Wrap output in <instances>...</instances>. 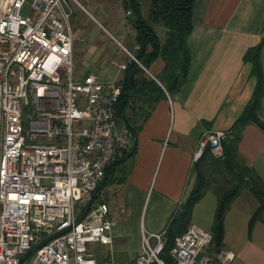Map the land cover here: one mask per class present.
<instances>
[{"label": "built area", "instance_id": "built-area-1", "mask_svg": "<svg viewBox=\"0 0 264 264\" xmlns=\"http://www.w3.org/2000/svg\"><path fill=\"white\" fill-rule=\"evenodd\" d=\"M72 15L69 0H0V264L26 255L29 264H96L92 245L113 242L115 221L95 193L133 134L116 115L121 82L74 76ZM228 137L205 130L194 160L206 147L223 159ZM166 232L141 227L132 264H166ZM212 243V232L190 225L169 251L171 264H231L234 252H209Z\"/></svg>", "mask_w": 264, "mask_h": 264}, {"label": "crops", "instance_id": "crops-1", "mask_svg": "<svg viewBox=\"0 0 264 264\" xmlns=\"http://www.w3.org/2000/svg\"><path fill=\"white\" fill-rule=\"evenodd\" d=\"M109 1L96 0L95 7L106 19L115 15L111 20L115 22L113 27L136 38L131 13H123L126 12L123 0H114L115 10L107 11L104 8L109 7ZM136 1L144 17L152 0ZM154 25L163 43L165 38L161 39L157 31L161 24ZM263 37L264 0H195L193 28L187 39L191 64L180 90L169 94L160 81L168 82L166 61L161 55L143 69L163 89L165 96L155 102L137 131L135 152L123 162L124 172L117 180L106 183L111 196L109 211L117 217H125H120L119 222L113 220L111 245H92L96 264L110 261L132 264L141 251V227L149 232L167 228L171 216L195 184L194 154L202 133L205 130L230 132L252 99L257 78L253 64L245 61L244 55ZM80 57L85 70H89L87 73L109 80L98 72L109 65L104 64L105 57L102 59L91 52H84ZM128 60L125 59V63ZM261 62L264 74V48ZM122 77L123 70L116 81L120 82ZM261 110L264 122V93ZM120 124L125 125L122 121ZM239 151L264 180V128L255 123L247 124L242 131ZM101 188L100 185L98 192ZM217 203V194L208 189L194 205L190 225L212 232ZM257 206L252 193L244 189L226 213L222 246L218 248L212 243L208 251H233L235 257L231 264H264V222L258 221L249 229Z\"/></svg>", "mask_w": 264, "mask_h": 264}, {"label": "trees", "instance_id": "trees-1", "mask_svg": "<svg viewBox=\"0 0 264 264\" xmlns=\"http://www.w3.org/2000/svg\"><path fill=\"white\" fill-rule=\"evenodd\" d=\"M195 0H152L149 13L153 17V23H159L165 28L166 38L163 43L160 41L152 24L144 20L141 15L140 5L136 0H123L124 9L130 12L133 18V25L136 28V39L139 44L136 54L142 65L148 68L150 62L158 55L165 61V72L167 74V86H164L169 94L180 90L187 80L191 54L187 45L188 36L193 28V8ZM264 48V37L254 47L247 50L244 60L253 64V74L257 78V85L252 99L247 104L243 113L228 132L229 137L223 140L225 157L217 159L213 156L210 147H206L201 157L195 161L196 171L195 184L180 205L179 209L173 213L166 232V241L160 254L166 264H171L172 259L169 251L178 235L185 232L191 224V216L194 205L202 198L208 189H213L217 194L218 203L213 226V243L218 248L223 244L224 219L227 211L234 201L241 195L244 189H248L258 202V206L253 212L249 229L252 230L256 222H264V180L258 175L253 167L248 165L239 151V143L242 139V131L249 123H255L264 128L262 120L261 101L264 93V74L261 62L262 49ZM170 64V65H169ZM172 66V67H171ZM175 70V73L170 71ZM145 71L137 64L123 70V77L120 79L122 92L116 103L117 118L128 125L133 134V146L117 161L115 166L111 165L106 169L105 176L101 182L104 184L117 180L118 176L124 172V163L131 158L135 152L136 134L142 126L145 118L155 102L165 96L163 89L151 77L146 79L141 74ZM140 76V77H139ZM143 100L149 103L143 119L139 124H134L130 119L127 110L133 106L135 100ZM221 175V181L216 183L213 177ZM119 180H122L120 178ZM216 184L215 186H213ZM99 188L97 189L98 192ZM96 194V193H95Z\"/></svg>", "mask_w": 264, "mask_h": 264}, {"label": "rangeland", "instance_id": "rangeland-1", "mask_svg": "<svg viewBox=\"0 0 264 264\" xmlns=\"http://www.w3.org/2000/svg\"><path fill=\"white\" fill-rule=\"evenodd\" d=\"M95 2L96 0H69V3L73 10L72 25H74L73 30L75 34L73 50L74 76L78 78L84 73L89 72L88 69L85 70V65L81 63L80 56H83L84 52L87 54L91 52V54L101 56L100 58L102 59H104L105 57L104 64H109L104 71H98L101 73V77L116 81V79H118L122 75V70H119L118 63H124L125 59H129L127 51L132 54L135 52L134 54H136V50H138L137 46H139V44L136 38H133L132 36L131 38L133 39H131L127 34H125L126 32L124 30L122 32L119 28L113 27L115 22L112 23L111 20L116 16H112V14H109L110 16H112L111 19L104 18L101 12L95 7ZM114 3V0L107 2V5L109 7L104 9H107V11L115 10V7L112 6ZM103 4L104 3L101 4V8L105 7ZM28 11L29 6L28 4H25L20 12L22 15H26ZM123 13L124 15H127V12L123 11ZM143 18L144 20L152 24V26L154 25V23H152L153 17L150 16L149 10L145 12ZM157 31L160 34L161 39L166 38V34H164L166 30L162 27V25L157 27ZM134 33L136 35V30L134 31ZM129 41L132 43L131 45L128 43ZM91 45H95V47ZM93 66L96 67L97 63ZM170 71L172 73L176 72L175 70H172V68H170ZM141 75L149 80V78H147L145 74L142 73ZM160 81L164 86H167V82L164 83L163 80ZM148 107L149 103H146L143 100H135L133 106H131V108L127 110V113L130 116L129 118L132 119V122L134 124L140 123ZM213 181L215 183L217 181H221V175L214 176ZM215 185L216 184H214L213 186ZM109 192L110 189L108 188V185L105 184L97 193L94 203H96L97 201H103L109 208V203L111 200ZM122 216L123 215L117 217V215H112L111 211H109L106 215V218L119 222L123 217H125ZM30 260L31 258L28 257L23 264H29Z\"/></svg>", "mask_w": 264, "mask_h": 264}, {"label": "water", "instance_id": "water-1", "mask_svg": "<svg viewBox=\"0 0 264 264\" xmlns=\"http://www.w3.org/2000/svg\"><path fill=\"white\" fill-rule=\"evenodd\" d=\"M139 56V53L136 55V57H138ZM134 64V62L133 61H131L130 62V66H132ZM122 89H123V87H122ZM127 127H128V125L127 124H125ZM128 156L129 155H126V157L125 158H128ZM122 160V159H121ZM117 163V161H115V162H113V166H115V164ZM34 251V249H32L29 253H32ZM28 255H26V256H24L22 259H21V261H20V264H22L23 263V261L26 259V257H27Z\"/></svg>", "mask_w": 264, "mask_h": 264}]
</instances>
